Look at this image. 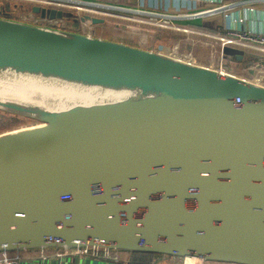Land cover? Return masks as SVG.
Masks as SVG:
<instances>
[{
    "label": "water",
    "instance_id": "95a60500",
    "mask_svg": "<svg viewBox=\"0 0 264 264\" xmlns=\"http://www.w3.org/2000/svg\"><path fill=\"white\" fill-rule=\"evenodd\" d=\"M5 11L7 1L0 77L144 96L64 111L0 99L1 113L36 123L0 134V254L264 264V54L219 45L223 63L254 62L245 70L261 73L257 84L234 63L93 36L98 16L33 4L28 22Z\"/></svg>",
    "mask_w": 264,
    "mask_h": 264
},
{
    "label": "crops",
    "instance_id": "0c3cea01",
    "mask_svg": "<svg viewBox=\"0 0 264 264\" xmlns=\"http://www.w3.org/2000/svg\"><path fill=\"white\" fill-rule=\"evenodd\" d=\"M7 1L10 11L4 12L10 19L37 22L30 14L34 3L26 0ZM97 12L83 13L105 19L103 25L87 27L93 36L128 44L148 51L165 49L174 55L193 58L195 61L215 65L222 63L230 68L231 60L222 62L219 44L192 33L172 31L181 28L208 35L227 36L238 31L251 36L264 34V0H72ZM103 12V13H100ZM150 22H163L167 27L159 28ZM117 25L118 27H116ZM123 27V28H122ZM210 45L212 49L204 47ZM169 48V49H168ZM203 48V49H202ZM205 50V51H200ZM204 52V53H203ZM216 58L210 61V56ZM210 59V60H209ZM208 60V61H204ZM216 60V61H213ZM246 63V60L240 64ZM238 66V63H234ZM69 251L24 252L16 264H181L184 259L167 256L125 252L69 254ZM15 256V254H7ZM2 254H0V257ZM215 264V263H211Z\"/></svg>",
    "mask_w": 264,
    "mask_h": 264
},
{
    "label": "bare ground",
    "instance_id": "6f19581e",
    "mask_svg": "<svg viewBox=\"0 0 264 264\" xmlns=\"http://www.w3.org/2000/svg\"><path fill=\"white\" fill-rule=\"evenodd\" d=\"M141 95L144 96L127 88L112 91L94 87H65L38 84L31 79L0 77V99L34 103L53 111H64L75 106L110 107L124 100L139 98ZM184 261L188 264H200L201 259L188 257Z\"/></svg>",
    "mask_w": 264,
    "mask_h": 264
},
{
    "label": "built area",
    "instance_id": "2783aa9c",
    "mask_svg": "<svg viewBox=\"0 0 264 264\" xmlns=\"http://www.w3.org/2000/svg\"><path fill=\"white\" fill-rule=\"evenodd\" d=\"M26 1H32L31 3L40 5V6H49L57 9H68L73 10L76 12H85V11H92L95 10L88 9L89 7L86 5H83L81 3H77L72 0H26ZM88 7V8H87ZM97 12V11H95ZM103 13V12H100ZM152 26L164 28L167 27L165 23L161 22H150ZM172 31L176 32H183V33H192L196 36L207 38L210 41L219 43L220 46L223 45H231V46H237L240 48H243L245 50L251 51V52H257L264 54V34L257 35V36H251L246 33H240L238 31H230L227 36H215V35H208L200 32L190 31L186 29L181 28H173ZM225 69L223 65H220V70ZM69 255V254H88L91 256L97 255L98 252H91L87 251L85 249H75L71 250L69 252L63 253V255ZM21 257L18 256V254H15V256H8L7 253H3L0 257V264H16Z\"/></svg>",
    "mask_w": 264,
    "mask_h": 264
},
{
    "label": "rangeland",
    "instance_id": "374dc122",
    "mask_svg": "<svg viewBox=\"0 0 264 264\" xmlns=\"http://www.w3.org/2000/svg\"><path fill=\"white\" fill-rule=\"evenodd\" d=\"M3 1L0 0V4L2 3ZM29 12V11H28ZM206 45V44H205ZM204 47H207L209 49H212L210 47V45H206ZM169 49V48H168ZM203 49V48H202ZM200 51H205V50H200ZM171 52V51H170ZM204 53V52H203ZM177 55V54H175ZM215 57L212 55V57L210 56V61H212V59H214ZM217 58V57H216ZM215 58V59H216ZM204 61H208V60H204ZM213 61H216V60H213ZM246 65L245 64H241V67L240 66H236L237 68L235 69L236 72H233L234 74H237V75H240L244 78H247V79H250L249 81L251 82H254V83H257V84H263L262 81H260V77L262 76L261 73L258 71L256 72V75L253 76V77H250L248 76V73L246 72ZM253 65H247V69L249 67H252ZM245 67V68H244ZM36 123L34 122H29V121H26V120H23L17 116H13V115H7V114H3L0 112V134L1 133H5V132H9V131H13V130H17L19 128H23V127H28V126H34ZM188 264V262H181V264ZM200 264H211V263H206V262H203L201 260Z\"/></svg>",
    "mask_w": 264,
    "mask_h": 264
},
{
    "label": "trees",
    "instance_id": "16d2710c",
    "mask_svg": "<svg viewBox=\"0 0 264 264\" xmlns=\"http://www.w3.org/2000/svg\"><path fill=\"white\" fill-rule=\"evenodd\" d=\"M253 63H254L253 61L246 60V63H244V64L246 65L245 67L247 68V65H253Z\"/></svg>",
    "mask_w": 264,
    "mask_h": 264
}]
</instances>
